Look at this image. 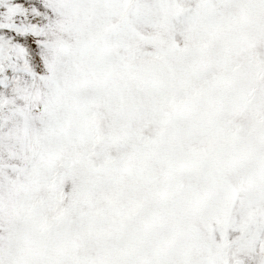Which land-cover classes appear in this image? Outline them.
Here are the masks:
<instances>
[{
  "label": "snow or ice",
  "instance_id": "1",
  "mask_svg": "<svg viewBox=\"0 0 264 264\" xmlns=\"http://www.w3.org/2000/svg\"><path fill=\"white\" fill-rule=\"evenodd\" d=\"M0 264H264V0H0Z\"/></svg>",
  "mask_w": 264,
  "mask_h": 264
}]
</instances>
